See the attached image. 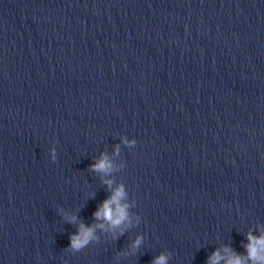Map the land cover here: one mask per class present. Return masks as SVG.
Listing matches in <instances>:
<instances>
[{"label": "water", "instance_id": "1", "mask_svg": "<svg viewBox=\"0 0 264 264\" xmlns=\"http://www.w3.org/2000/svg\"><path fill=\"white\" fill-rule=\"evenodd\" d=\"M121 186L128 220L94 219ZM249 232L264 0H0V264H208Z\"/></svg>", "mask_w": 264, "mask_h": 264}, {"label": "clouds", "instance_id": "2", "mask_svg": "<svg viewBox=\"0 0 264 264\" xmlns=\"http://www.w3.org/2000/svg\"><path fill=\"white\" fill-rule=\"evenodd\" d=\"M125 144L134 145L135 140L128 141L124 140ZM119 152V147H117V154ZM113 164L107 155H102L101 158L91 165L92 171L101 172L108 174L112 171ZM111 187V181H105ZM125 196L123 187L117 188L112 195L106 199L103 204L93 213V217L96 220L103 219L108 224L113 227H119L125 221L128 220V205L122 203ZM69 223H75L76 217H71L68 220ZM95 227L103 228L104 225H96L93 227H86L83 222L78 226V234L70 237L71 243L70 247L79 250L87 245L89 240L93 237V232ZM248 244L245 245L248 255L246 257L237 255L230 248H225V256H222L219 251L214 252L211 257H209L208 264H220L221 260H224L225 264H247L250 260L252 264H264V234L259 237L253 236L251 232L247 235ZM141 243V238H137L133 247L138 248ZM152 264H167V257L165 255H160L155 258Z\"/></svg>", "mask_w": 264, "mask_h": 264}]
</instances>
